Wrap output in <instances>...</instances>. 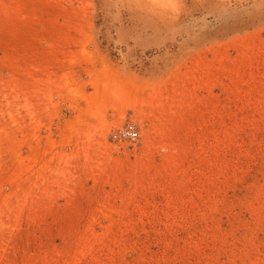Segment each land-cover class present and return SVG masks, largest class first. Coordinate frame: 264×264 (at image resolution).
Segmentation results:
<instances>
[{
	"label": "rangeland",
	"instance_id": "1",
	"mask_svg": "<svg viewBox=\"0 0 264 264\" xmlns=\"http://www.w3.org/2000/svg\"><path fill=\"white\" fill-rule=\"evenodd\" d=\"M0 264H264V0H0Z\"/></svg>",
	"mask_w": 264,
	"mask_h": 264
},
{
	"label": "built area",
	"instance_id": "2",
	"mask_svg": "<svg viewBox=\"0 0 264 264\" xmlns=\"http://www.w3.org/2000/svg\"><path fill=\"white\" fill-rule=\"evenodd\" d=\"M118 138L123 141L133 143L137 139L136 130L132 126H126L118 132Z\"/></svg>",
	"mask_w": 264,
	"mask_h": 264
}]
</instances>
